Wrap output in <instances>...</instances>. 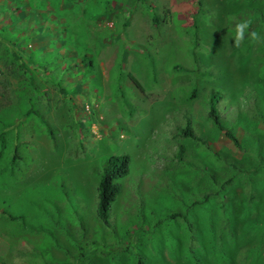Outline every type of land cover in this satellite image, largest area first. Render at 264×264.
<instances>
[{
    "label": "rangeland",
    "instance_id": "obj_1",
    "mask_svg": "<svg viewBox=\"0 0 264 264\" xmlns=\"http://www.w3.org/2000/svg\"><path fill=\"white\" fill-rule=\"evenodd\" d=\"M251 31L264 0H0V264H264ZM121 153L107 226L97 172Z\"/></svg>",
    "mask_w": 264,
    "mask_h": 264
},
{
    "label": "trees",
    "instance_id": "obj_2",
    "mask_svg": "<svg viewBox=\"0 0 264 264\" xmlns=\"http://www.w3.org/2000/svg\"><path fill=\"white\" fill-rule=\"evenodd\" d=\"M202 0H198L200 5ZM133 79V78H132ZM138 87L139 84L134 80ZM221 93L218 90L211 89L209 96V112L208 115L212 117L216 122H219V113L217 110V102L220 99ZM197 96V88H193L190 94V99H194ZM178 133L184 137H194V133L190 128V124L184 128H179ZM233 139L236 138L231 134ZM16 159V156H13ZM131 156L128 153L112 154L108 156L100 171L97 172V204L96 214L100 220L107 226L111 225L110 216L111 209L114 201L119 195L122 189L121 179L127 176L130 172ZM176 214H171L174 217ZM136 264H147L146 261L140 256H137Z\"/></svg>",
    "mask_w": 264,
    "mask_h": 264
},
{
    "label": "clouds",
    "instance_id": "obj_3",
    "mask_svg": "<svg viewBox=\"0 0 264 264\" xmlns=\"http://www.w3.org/2000/svg\"><path fill=\"white\" fill-rule=\"evenodd\" d=\"M251 21L246 20V21H241L235 24V35L233 37L234 39V46L235 47H240L242 42L245 39V34L248 32L250 28ZM250 38L253 42H260L264 44V37L259 35L256 31H251L250 32Z\"/></svg>",
    "mask_w": 264,
    "mask_h": 264
}]
</instances>
